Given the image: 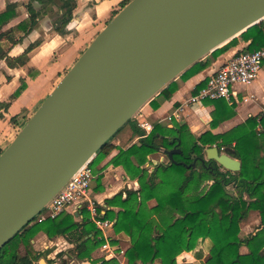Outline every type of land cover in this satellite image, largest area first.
<instances>
[{
    "label": "trees",
    "instance_id": "trees-1",
    "mask_svg": "<svg viewBox=\"0 0 264 264\" xmlns=\"http://www.w3.org/2000/svg\"><path fill=\"white\" fill-rule=\"evenodd\" d=\"M50 1L60 10L57 12L55 29L64 33L73 17L76 0ZM23 5L28 17L4 31L11 21L21 16ZM40 16L32 4L6 0L5 7L0 10V37L3 32H7V35L20 32L22 39L35 28ZM242 41L248 44L234 55L263 49L264 20L193 64L148 103L158 108V97L170 99L181 81L202 72L211 64L212 58L219 57ZM40 44L41 40L35 41L28 51ZM10 48V44L0 39V61L8 58ZM207 81L208 78L197 85L194 92L197 93ZM25 88L26 82L21 79V85L1 103L0 119ZM208 102L215 104L212 129L235 115L234 107L223 99ZM129 123L134 134L141 137L129 148H119L111 162L115 166H122L139 187L136 190L124 189L106 198L105 203L110 209L97 205L99 213L104 210L103 216L114 221V231L128 238L127 264H197L180 263L177 257L185 251L195 250L200 242L207 239L211 242V256L202 264H264V115L251 116L222 133L209 129L198 135L190 130L187 123L175 120L172 126L156 123L148 135L134 118ZM175 146L180 147L182 152L174 154L173 159L167 156V162L151 161V157L161 154L162 149ZM212 146H218L221 152L234 150V156L241 161V169L233 172L210 160L203 164L201 157ZM116 148L115 144L108 142L92 159L91 165L98 174V191L104 188L101 163ZM4 149L0 148V154ZM209 181L211 183L205 188L199 189ZM151 200L156 201L155 205H149ZM78 213L80 221L76 220L75 213L67 210L56 218L41 222L36 217L0 249V264H36L40 261L45 253L37 249L33 242L39 233H44L49 239L64 237L73 245L58 253L59 257L67 255L72 259L88 260L91 264H120L117 258L94 259V253L105 239L86 206L80 207ZM252 213L259 215V223L253 232L242 236L241 226ZM112 243L117 244L118 241L112 240ZM243 246L248 248V252H242ZM22 248L25 253H22ZM203 257L201 250L196 258L201 260Z\"/></svg>",
    "mask_w": 264,
    "mask_h": 264
},
{
    "label": "water",
    "instance_id": "water-1",
    "mask_svg": "<svg viewBox=\"0 0 264 264\" xmlns=\"http://www.w3.org/2000/svg\"><path fill=\"white\" fill-rule=\"evenodd\" d=\"M263 20L264 0L129 1L0 154V249L163 88ZM234 153L212 146L201 162L237 172Z\"/></svg>",
    "mask_w": 264,
    "mask_h": 264
},
{
    "label": "crops",
    "instance_id": "crops-1",
    "mask_svg": "<svg viewBox=\"0 0 264 264\" xmlns=\"http://www.w3.org/2000/svg\"><path fill=\"white\" fill-rule=\"evenodd\" d=\"M11 1L28 3L25 0ZM128 1L129 0H76L73 17L65 27L64 33L58 32L55 29L54 21L50 24L46 23L45 25H39L38 23L28 35L21 39L22 34L20 33L17 37L18 40L15 41L11 40V38H14L15 33L4 35L3 38L5 40H3V42L10 44L11 48L8 51V58L0 61V105L21 85V79L25 80L26 88L22 94L12 102L9 109L3 112L4 116L0 119V148H6L11 143L19 130L31 115L34 114L47 95L51 93L70 67L73 66L90 42L106 26L108 21L117 13L122 5ZM4 4L6 5V0H4ZM5 5L1 7L0 10H2ZM36 10L40 14L43 13L44 9L42 6ZM57 12H60V10L58 9ZM20 20L22 19L16 18L11 21L4 28V31L10 29ZM37 40H41V44L28 51V47ZM247 44V42L242 41L238 46L231 48L219 57L212 58L211 64L202 72L186 81H181L179 83V88L170 99L158 97L160 102L158 108H153L147 103L146 105L149 107L146 110V114L142 116L143 118L141 117L138 119V115L135 119L137 124L139 121L143 120H148L154 124L159 122L166 123L162 120L172 114L175 108L187 97L194 94L197 85L203 80L209 79L224 62ZM226 102L228 105L234 107L235 115L224 120L214 129L211 128V122L213 120L215 104L208 101L201 105L188 106L183 113L182 122L187 123L190 130L197 135L209 129L214 133H222L244 122L251 116L264 115V63L258 78L249 85H237L235 87V95L232 97L231 101ZM14 116L15 119L12 120ZM168 124L172 126L171 123ZM131 131L129 142L125 146H121L120 141H114L113 144H115L117 148L101 163L104 175L103 190H96V179L92 184L94 199L98 205L107 207V209H110V207L105 203L106 198L112 197L121 190H136L139 187L138 182L130 179L122 166H115L111 162V159L119 152V148L127 149L132 144L138 142L141 136L134 134L132 129ZM156 158L157 156H152L151 161L157 163L158 161ZM161 158H163V156ZM113 209L118 210V208ZM67 211L75 213L76 220H81L80 215L76 214L75 206L69 207ZM112 236V240L118 241L117 244H113L116 245L115 253L119 254L117 259L120 264H127L126 250L129 247L128 238L122 234H117L115 231H113ZM63 239V237H58L54 240H49L45 249L48 248L49 253L54 252L57 256L58 253L66 251L65 249H58V244L62 242L68 245L70 244ZM122 243L125 245L123 246ZM69 246H71V244ZM68 248H72V246ZM45 249H42V251H45ZM122 250H124L125 253L121 254ZM195 251L196 250L190 252L185 251L181 253L178 256V261L197 262L198 259L193 256V252ZM109 256L110 253L106 252L101 246L100 256L97 257L94 255V259H109L107 258ZM188 257L194 259L185 261L184 259ZM195 257H197V253H195ZM53 259L46 260L45 258L44 260L46 264H51L52 262L54 263ZM67 264L85 263H76L73 258L70 263ZM155 264L159 263L156 262Z\"/></svg>",
    "mask_w": 264,
    "mask_h": 264
},
{
    "label": "built area",
    "instance_id": "built-area-1",
    "mask_svg": "<svg viewBox=\"0 0 264 264\" xmlns=\"http://www.w3.org/2000/svg\"><path fill=\"white\" fill-rule=\"evenodd\" d=\"M263 63L264 48L252 52L239 53L230 57L209 77L205 86L197 93L187 97L175 108L172 114L165 117L162 121L166 123H172L174 120L182 122L183 113L188 106L201 105L206 101L213 100L223 99L231 101L235 95V87L237 85H249L254 82L260 74ZM141 110H139L135 118L140 115ZM138 125L145 131V135H148L155 126L154 123L148 120L139 121ZM91 162L92 159L82 165L36 217L39 222L48 218L53 219L71 206H75L76 214H79L78 209L86 206L97 229L101 231L105 239L102 248L110 253L107 258H118L119 254L115 253L116 245L112 243L114 221L103 216L104 210L99 213L98 203L92 194V184L97 177V173ZM123 253H125L124 250L121 251V254Z\"/></svg>",
    "mask_w": 264,
    "mask_h": 264
},
{
    "label": "rangeland",
    "instance_id": "rangeland-1",
    "mask_svg": "<svg viewBox=\"0 0 264 264\" xmlns=\"http://www.w3.org/2000/svg\"><path fill=\"white\" fill-rule=\"evenodd\" d=\"M25 1H27L29 4H32L34 7H35V9H38V8H41L42 6H43V13H40V18H39V25H41V24H43V25H45L46 23H51V22H54V21H56V18H57V11H58V8H57V6H56V4L55 3H53L52 1H50V0H25ZM129 1H131V0H129ZM5 4H4V0H0V9H1V7H3ZM21 10H22V14H21V16L19 17L20 19H25V18H27L28 17V12H27V9H26V6L25 5H23L22 7H21ZM19 18H17V19H19ZM21 21V20H20ZM38 25V26H39ZM54 26H55V22H54ZM7 31V30H6ZM52 31V30H51ZM50 31V32H51ZM49 32V33H50ZM6 33L7 32H3L2 34H1V37H0V39L3 41V40H5L3 37H4V35H6ZM19 34H20V32H17V33H15V35H14V38H11V40L12 41H15V40H18V36H19ZM41 37H43V36H41ZM91 43V42H90ZM90 45V44H89ZM88 45V46H89ZM87 46V47H88ZM74 65V64H73ZM71 68V67H70ZM56 83H57V81H56ZM49 95V94H48ZM47 95V96H48ZM45 100V99H44ZM43 100V101H44ZM42 101V102H43ZM41 102V103H42ZM41 105V104H40ZM146 105V104H145ZM145 105L140 109L141 110V113H140V115L138 116V119L139 118H141L143 115H145L146 114V110H147V108L149 107V106H147L146 105V107H145ZM32 116V115H31ZM143 118V117H142ZM30 119V118H29ZM134 119H136L135 117H134ZM130 124L131 123H127L126 125H124L112 138H111V140L109 141V142H111V143H113L114 141L115 142H118V141H120V145L121 146H125L128 142H129V140H130V136H131V129H130ZM154 156H157V161L158 162H167L168 161V157H167V155H165L164 153H163V151L161 152V154H158V155H154ZM163 156V158H161ZM98 175V174H97ZM97 182V181H96ZM208 183H211V181H209V182H207L206 184H203L202 186H200L199 187V189H202V188H205L207 185H208ZM93 186V185H92ZM231 189L233 188V186L232 185H230L229 186ZM92 194H93V190H92ZM155 203H156V201L155 200H151L150 202H149V205L150 206H153V205H155ZM259 219H260V217H259V215L257 214V213H252L251 215H250V217H249V219L246 221V222H244L243 224H242V226H241V234L242 235H247L248 233H250V232H252V231H254V229H255V226L259 223L258 221H259ZM254 228V229H253ZM56 238H58V237H56ZM64 238V237H63ZM55 239V238H54ZM54 239H49L45 234H41V233H39L34 239H33V242L35 243V247L37 248V249H39V250H42V249H45V246L49 243V240H54ZM64 241H66V239L64 238L63 239ZM67 242V241H66ZM68 243V242H67ZM70 245V244H69ZM68 244H66V243H64V242H62L61 244H58V249H60V250H68V249H70V248H68V247H73V245L71 244V246H69ZM122 245L124 246L125 244L124 243H122ZM210 245H211V242H210V240L209 239H207V240H205V241H202V242H200V244L197 246V248L195 249L196 251L195 252H193L194 254H193V256H194V258H196L195 257V253H198V252H200L201 250L204 252V257L200 260V259H198V261L197 262H195V263H197V264H202L204 261H206V260H208L209 258H210V253H209V249H210ZM59 250V251H60ZM241 250H242V252L243 253H246V252H248V248L247 247H245V246H243L242 248H241ZM44 253H45V256H43L41 259H45L46 258V260H51V259H53V258H56V253H49L48 252V248H46L45 249V251H43ZM187 252V251H186ZM22 253H25V250H24V248H22ZM94 255L95 256H100V248L99 249H97L96 250V252L94 253ZM194 258H191V257H188L187 259H184L185 261H187V260H191V259H194ZM41 259H40V261H38L36 264H41ZM75 259V262L76 263H78V262H81V263H85V264H91V262L90 261H88V260H79V259H76V258H74ZM177 259H178V257H177ZM72 260V258H70L69 256H67V255H63V256H61V257H59V256H57V258H56V261L54 262V263H51L50 261V263L51 264H67V263H70V261ZM179 262V261H178ZM157 263H159V262H157ZM180 263H183V262H180ZM44 264V263H43Z\"/></svg>",
    "mask_w": 264,
    "mask_h": 264
}]
</instances>
